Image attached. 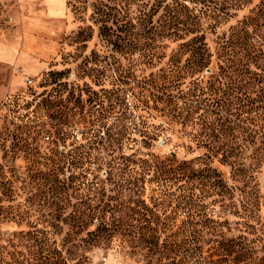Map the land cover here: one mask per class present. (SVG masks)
I'll return each mask as SVG.
<instances>
[{"label": "rangeland", "instance_id": "374dc122", "mask_svg": "<svg viewBox=\"0 0 264 264\" xmlns=\"http://www.w3.org/2000/svg\"><path fill=\"white\" fill-rule=\"evenodd\" d=\"M157 1L0 0V38L22 40L21 81L10 92L13 101L2 100L0 103V201L8 206L9 198H13L11 205L20 213H24L31 202L33 210L40 214L30 211L26 214L27 221L32 225L39 222V228L48 226L43 219L52 221L53 216L49 215L50 209L38 205L36 195L46 182L40 172L57 166L56 159H50L53 149L66 147V153H70L69 163L61 162L60 166L66 169L67 176L73 174L84 181L83 186L87 189L88 184L97 178L106 179L107 165L98 161L82 168L73 162L88 153L97 160L108 161L118 160L123 155L131 156L138 149L135 139L141 115L151 129L158 125L164 128L152 146L157 154L166 157L176 153L181 160L211 154L210 166L221 174L228 188L234 189L236 194L231 199L219 195V189H211L210 185L200 181L186 184L198 211L194 214L195 220L186 225L181 215L186 213L180 209L173 231L199 232L198 246L207 259L190 258L191 252L183 246L177 262L232 264V257L225 260L219 256L229 253L232 239L254 251L255 257L262 258L264 101L261 103L260 99L264 93V61L258 66L251 64L246 73L226 68L218 52L221 38L229 34L231 27L253 15L262 0H250L246 6L232 9L233 16L228 22L222 24L216 33L207 34L214 57L201 84L192 87L193 92L189 95L185 89L184 101L193 100L191 116L186 122L164 115L160 111L164 103L155 102L145 83L151 72L166 66L169 56L180 43L167 39L153 42L147 37L152 22L158 25V20L165 14L166 5H163L154 18L151 16ZM216 1L218 5L209 3L213 10L219 9L223 2ZM167 2L173 3L174 0ZM59 6H62L61 10ZM189 6L201 9L203 4L190 3ZM127 21L137 36L127 37L129 45L125 43L123 47L122 22ZM159 25H164L163 18ZM155 45L160 46L156 52L165 56L151 64L144 54L150 53ZM27 77L34 80L32 85H26ZM252 100L256 101L255 111L249 114ZM56 111L65 112L70 117L67 139H60L49 127L56 120L50 114ZM18 117L22 122L17 120ZM40 122L46 123V127L31 128ZM22 136L30 145L22 141ZM31 147H36L40 153H35L36 150L28 153ZM80 173L86 177H81ZM3 184L14 189L12 197L9 193L3 194ZM97 186L98 190L102 189V184ZM119 190L114 184L107 186L111 195L116 196ZM150 192L148 190L147 194ZM126 194L131 195L129 191ZM246 199L252 213L244 207ZM186 202L183 201L181 206ZM146 203L153 205L148 198ZM176 206L172 203L167 214ZM204 212L208 214L202 217ZM27 221L0 224V246L7 245L14 233L22 231V245L18 247L22 251V264H32L31 252L34 251L26 236L32 229ZM56 230L59 233L56 238L60 240L69 227L61 225ZM91 257L93 264H161L162 261L159 255L149 253L137 240L128 241L123 236L94 249ZM10 260V256H6V261Z\"/></svg>", "mask_w": 264, "mask_h": 264}, {"label": "trees", "instance_id": "16d2710c", "mask_svg": "<svg viewBox=\"0 0 264 264\" xmlns=\"http://www.w3.org/2000/svg\"><path fill=\"white\" fill-rule=\"evenodd\" d=\"M249 2L250 0H223L221 7L215 10L211 9L209 3L218 5L216 0H174L173 3L158 0L156 2L151 16L154 18L163 5H166L165 14L162 17L164 25H159L162 18L158 20V25L152 22L147 37L153 42H161L164 39L180 42L178 48L169 56L166 66L151 72L145 81L155 102L164 103L160 110L164 115L178 121L183 119L184 122L190 118L193 100L189 102L191 98H188L184 101L183 94L185 89L188 90L186 93L188 95L193 92L192 87L201 84L204 73L211 67L214 53L207 41V34L216 33L222 24L228 22L233 16L232 9H240ZM190 3H200L203 7L192 9L189 6ZM252 14L238 25L231 27L229 34L225 33L226 35L218 43V52L223 57L226 68L247 73L250 71L251 64L258 66L260 61H264V0ZM128 22H122L123 47L125 43L126 46L129 45L127 37L137 36ZM156 45L151 48L150 53L144 54L151 64L165 56L162 52H156L160 48ZM262 101H264V93L261 95L260 102L263 103ZM250 103L248 113L252 114L255 111L256 101L252 100ZM50 117L56 120L49 127L60 139H67L70 135V117L60 111L50 114ZM139 118L141 121L137 124L138 136L135 139L138 149L131 156L123 155L118 160L113 158L108 161L99 158L97 160L92 153H86L87 155L84 154L79 161L73 162L82 168L98 161L107 165L106 179L97 178V181L88 184L87 189L83 186L84 181L73 174L67 176L66 169L60 166L61 162L69 163L70 153H66V147L63 150L58 146L53 149V157L50 156V159L53 161L56 159L54 163L57 166L40 172L46 182L36 195V198H39L38 201L36 200L38 205L50 209L49 215L53 216L52 221L43 219L48 226L39 228V222L36 221L32 225L27 221L26 214L33 210L34 204L31 202L25 212L20 213L15 210L14 205H11L13 198H9L11 200L8 206L0 201V224L5 222L22 224V221H27L32 228L26 233L34 248L31 252L32 264H93L91 257L93 250L111 244L117 236H123L128 241L137 240L147 248L149 253L159 255L162 259L161 264H180L177 259L183 246L186 251L191 252L190 258L196 257L204 261L207 259L203 256L202 248L198 246L201 236L199 232L188 229H185L187 234L173 231L177 225L180 209L186 213H181L186 225L195 220L194 214L198 211L186 184L191 181H200L210 185L211 189H219V195L228 196L231 199L235 198V190L228 188L221 174L210 166L208 160L212 157L211 154L192 160H181L176 153L166 157L157 154L152 146L159 139L164 128L158 125L155 129H151L143 116L140 115ZM17 120L22 122L21 117ZM46 125L40 122L31 128L36 130V127L42 128ZM26 131L29 132V129ZM22 141L27 143V139L23 136ZM27 145L30 144L27 143ZM35 150V153H40L36 147H31L28 153L32 154ZM261 155V161L264 162V150ZM80 176L86 177L82 173ZM98 183L102 184L101 190H98ZM110 184L120 188L116 191V196L108 193L107 186ZM3 187V194L9 193L12 197L14 189L6 184H3ZM148 190L151 191L149 194H147ZM127 191L131 193L130 196L126 194ZM121 195H124V198ZM147 198L153 204L152 206L146 203ZM183 201L187 202L181 206ZM248 201L245 200L244 207L252 213L253 210ZM172 203L176 204L177 208L172 209L168 215L167 208ZM33 211L39 213L37 210ZM207 214L204 212L202 217ZM187 218L188 220L185 221ZM61 225H67L69 230L64 238L57 240L56 235L59 233L56 229ZM16 238L18 241H15ZM7 242V245L0 246V264H22V251L18 248L20 244L22 245V231L14 233ZM15 242L17 245L14 244ZM230 242L233 244L231 250L229 253L223 251L224 253L219 254L220 257L225 260L232 257L230 262L232 264H264V257H255L254 251L247 250L235 239ZM6 256H10L11 260L6 261Z\"/></svg>", "mask_w": 264, "mask_h": 264}, {"label": "crops", "instance_id": "0c3cea01", "mask_svg": "<svg viewBox=\"0 0 264 264\" xmlns=\"http://www.w3.org/2000/svg\"><path fill=\"white\" fill-rule=\"evenodd\" d=\"M19 68H22V40L0 38V103L20 83L22 73Z\"/></svg>", "mask_w": 264, "mask_h": 264}, {"label": "built area", "instance_id": "2783aa9c", "mask_svg": "<svg viewBox=\"0 0 264 264\" xmlns=\"http://www.w3.org/2000/svg\"><path fill=\"white\" fill-rule=\"evenodd\" d=\"M18 70H19V72L22 73V68H19ZM33 81H34V80H33L31 77H27L25 83H26V85L29 86V85H32ZM13 98H14V97H12V95H9V96L7 97V99H6V101H7L8 103H11V102L13 101ZM48 139H49V137H48Z\"/></svg>", "mask_w": 264, "mask_h": 264}]
</instances>
